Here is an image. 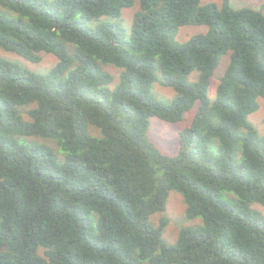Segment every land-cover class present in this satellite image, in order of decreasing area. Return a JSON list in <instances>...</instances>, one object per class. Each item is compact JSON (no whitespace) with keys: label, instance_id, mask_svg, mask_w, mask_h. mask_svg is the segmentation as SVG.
I'll return each mask as SVG.
<instances>
[{"label":"trees","instance_id":"1","mask_svg":"<svg viewBox=\"0 0 264 264\" xmlns=\"http://www.w3.org/2000/svg\"><path fill=\"white\" fill-rule=\"evenodd\" d=\"M137 9L127 32L117 21ZM264 6V4H263ZM208 30L179 42V27ZM0 264H264V13L229 0H0ZM228 63L214 100L207 90ZM115 68V75L110 68ZM176 95L151 96L155 71ZM197 72L196 79L188 76ZM169 156L149 118L178 122ZM171 190L187 218L154 226Z\"/></svg>","mask_w":264,"mask_h":264},{"label":"rangeland","instance_id":"2","mask_svg":"<svg viewBox=\"0 0 264 264\" xmlns=\"http://www.w3.org/2000/svg\"><path fill=\"white\" fill-rule=\"evenodd\" d=\"M230 4L234 7L247 6L254 9H261L264 13V0H229ZM207 2H215L218 5L221 4V0H200V4H205ZM137 1L132 7L124 8L120 18H109L106 19L117 21L124 28L125 32L128 31L132 15L137 9ZM208 30V26L205 24H188L179 27L176 34V40L179 42L187 41L192 35L198 33H204ZM0 54L3 57L9 58L11 60L19 62L21 65L27 67L29 70L45 73L49 68L56 62V57L51 53L43 52L41 59L38 62H31L26 60L21 55L14 52L5 51L0 49ZM228 63V54L221 56L220 61L214 70L208 90L207 95L210 100H214L216 95V88L220 77L223 75L224 70ZM111 71L116 75L117 71L115 68H110ZM156 79L153 82L151 89V96L162 102H170L176 95L174 89L171 86L163 85L161 83V75L158 70L155 71ZM197 72L193 71L189 74V81H194L196 79ZM258 108L252 112L248 119L255 126L257 131L262 134L264 132V99L258 98ZM196 112V105L188 110L182 120L178 122H167L163 121L158 117L151 116L149 118L148 126V137L151 139L160 151L166 155L174 156L178 153L179 146V133L185 127L189 126ZM255 208L260 210L264 214V206L260 204H253ZM184 203L181 194L177 191L171 190L168 194L165 208L163 211H157L151 214L149 217V222L156 226L159 224L161 219H166V225L164 227L162 238L167 243H174L177 238L178 232L183 226H195L201 223V219L197 218H187L184 214ZM175 264V263H173Z\"/></svg>","mask_w":264,"mask_h":264}]
</instances>
